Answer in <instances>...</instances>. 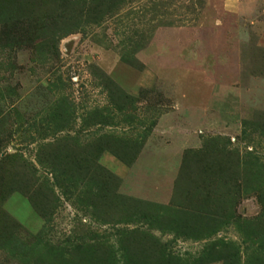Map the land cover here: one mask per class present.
Returning a JSON list of instances; mask_svg holds the SVG:
<instances>
[{
  "label": "rangeland",
  "instance_id": "374dc122",
  "mask_svg": "<svg viewBox=\"0 0 264 264\" xmlns=\"http://www.w3.org/2000/svg\"><path fill=\"white\" fill-rule=\"evenodd\" d=\"M0 264H264V0H0Z\"/></svg>",
  "mask_w": 264,
  "mask_h": 264
}]
</instances>
